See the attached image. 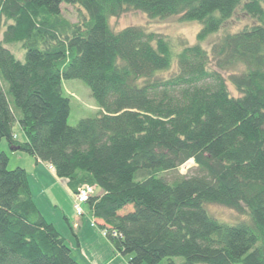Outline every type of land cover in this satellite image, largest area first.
Returning <instances> with one entry per match:
<instances>
[{"label":"trees","instance_id":"1","mask_svg":"<svg viewBox=\"0 0 264 264\" xmlns=\"http://www.w3.org/2000/svg\"><path fill=\"white\" fill-rule=\"evenodd\" d=\"M237 10L255 24L205 50ZM128 11L196 22L197 43L173 55L139 27L113 31ZM0 26V142L51 166L72 194L98 188L85 205L128 264H264V0H0ZM63 80L85 84L95 117L68 125ZM8 162L0 152V264H78ZM206 205L248 220L220 223Z\"/></svg>","mask_w":264,"mask_h":264},{"label":"rangeland","instance_id":"2","mask_svg":"<svg viewBox=\"0 0 264 264\" xmlns=\"http://www.w3.org/2000/svg\"><path fill=\"white\" fill-rule=\"evenodd\" d=\"M62 16L72 24H83L87 17L83 11L78 10V8L74 6H68V5L62 6ZM254 24L255 22L252 19H250V17H247L244 13H242L241 10H237L235 12V15L232 17V19L229 22H227L219 30V32L209 36L204 42L201 43V45L205 50L208 51L212 46V44H214L222 35L226 33H236L242 30L243 28L252 26ZM109 25L111 29L115 32H119L127 27H139L147 33L154 34L157 37L162 38L167 42H169V44H171V48H172L171 51L173 55H175L184 46L195 45L197 43V39H196L197 34L201 28L200 25L196 22L189 23V22L180 21L178 17H172L163 20L160 19L152 20L149 19L146 15L136 11H128L118 18L110 19ZM1 33H2V28L0 26V38H1ZM10 48L12 52L15 54V56L19 60L23 61L24 53L21 52L20 48L18 46H14ZM173 63H175V60ZM175 71H176V66L173 65L169 71L159 73L158 77L167 78L171 76ZM223 75L227 80L228 75L227 74H223ZM61 86H62L63 95L69 99V116L67 120L69 126L74 127L80 120L89 119L96 116L98 112V107L95 101L92 99L89 89L85 86L83 82H81L80 80H63ZM227 88L232 97H237V93L234 91V89L232 88L229 82H227ZM14 133L19 137L20 134H22V132L19 130V127L17 125L14 126ZM16 135H15V139H16ZM2 151L7 154L8 159L10 157L7 166L9 170L21 168L24 169L26 173L29 174L32 195L33 198L35 199L36 205H38V203L41 205L40 210L43 213V215L46 217V220L48 222L50 221L49 223H53L56 231L60 235L66 238L65 244L69 245V243H71L73 244V246H75L74 239H70L68 241L67 240L68 236L63 235L62 233L63 230L60 228L62 226L65 227L67 230V234L69 235V237L72 238L71 232H69L70 229L68 228L67 224L64 222L63 216H67L68 219H71L70 214L72 215L73 213L77 221H79L83 217L85 223L87 224L94 222V219L92 218L91 213L89 212L88 207L85 204L82 205L83 216L81 217L78 216V214H76L73 208L74 196L77 193V191L83 186L79 187L75 193L73 194L71 193L72 196V204H71L64 190L65 189L64 186H67L65 185L66 181L60 179L59 185H57L49 175L50 174L49 171L51 170L47 168L48 165H44V164L41 165V168H39L40 172L34 174V171L32 169V166L34 164L29 163V161H27V160H32L30 156L21 153L19 151L16 152V155H12V153L10 152V148L7 146V144L4 141L0 142V152ZM18 156H21L23 160L20 161L19 159H17ZM43 168H46L45 171H43L44 170ZM193 170H195V165L193 164V161H189L178 170V173L180 175H191L193 173ZM50 185H52L51 188ZM85 186H89V185H85ZM90 187L93 188L95 196L101 193V191L98 188H95V186L90 185ZM44 192L46 194H44ZM53 195L56 197V199L53 197ZM45 196L48 198L49 201L53 200L56 202L55 204L58 206L57 208L58 211L56 210V213L53 212V210H50L47 207L42 206V204H45V199H46ZM205 208H206L205 209L206 212L212 218H214L220 223H224L227 225H235L240 221L246 222L248 220V217L246 216L245 213L237 214L236 212L221 206L206 205ZM56 223H57V227H56ZM74 226L77 228L78 223L76 222ZM91 228L96 229L95 227H91ZM96 230L101 236V238L108 241L107 235L105 236L104 234H102L101 231H99L98 229ZM93 259L94 261H96L94 257ZM90 261H92V258Z\"/></svg>","mask_w":264,"mask_h":264},{"label":"crops","instance_id":"3","mask_svg":"<svg viewBox=\"0 0 264 264\" xmlns=\"http://www.w3.org/2000/svg\"><path fill=\"white\" fill-rule=\"evenodd\" d=\"M16 140L23 142L25 140L24 135L20 134V137L16 135ZM10 152L12 153V155H16L17 151L10 148ZM9 159H10V157H9ZM17 159H19L20 161L23 160V158L21 156H18ZM31 159L32 160H27V161H29V163L34 164L32 166V169L34 171V174H36L37 172H40L39 168H41V165H43V163H40L39 161L35 160L32 157H31ZM44 165H46V164H44ZM43 169H44L43 171H45L46 168H43ZM49 173H50L49 175L53 179V181L57 185H59L60 179L56 178V176L54 175L53 172L49 171ZM27 176H28L29 186L31 189V183L29 180V174L28 173H27ZM51 186L52 185H50V188H51ZM64 187H65V189H64L65 194L69 198V200L72 204L71 192L67 189V186H64ZM31 193H32V189H31ZM44 194H46V193L44 192ZM100 195H101V193L99 194V196ZM32 197H33V195H32ZM53 197L56 199V197L54 195H53ZM45 198H46L45 204L41 203L42 206L47 207L48 209L53 210V212L56 213V210L58 208V206L55 204L56 202L53 200L49 201L46 196H45ZM33 200L35 202L34 198H33ZM36 206L38 207L39 211L41 212V210H40L41 205L38 203V205H36ZM41 214L43 215L42 212H41ZM43 217L46 219V217L44 215H43ZM64 218H66L69 221L68 223H69L70 227L68 225L67 226L70 229L69 232H71L72 238L69 237V235L67 234L66 228L63 227L62 224H61V226L63 228L62 227L61 228L59 227V228L63 230L62 231L63 235L68 236V239H67L68 241L70 239H74L75 246H73V244H71V243H69L70 246L69 245H67V246L70 249L71 257L78 264H128V258L123 257V256L119 255L118 253H116L113 250V247L111 246L109 241L101 238V236L99 235V233L97 232L96 229L91 228L90 224L85 223L83 217L79 221H77L75 219V215L73 213L72 215L70 214L71 219H68L67 216H63V219ZM76 222L78 223L77 228L74 226V224ZM51 224L53 225V223H51ZM58 226H60V225H58ZM56 227H57V223H56ZM62 237L64 238V240L66 242V238L64 236H62ZM89 246H91V247H89ZM88 256L90 259L88 258ZM92 256L96 259V261H94ZM91 258H92V261H90Z\"/></svg>","mask_w":264,"mask_h":264},{"label":"built area","instance_id":"4","mask_svg":"<svg viewBox=\"0 0 264 264\" xmlns=\"http://www.w3.org/2000/svg\"><path fill=\"white\" fill-rule=\"evenodd\" d=\"M49 170H53V168L51 166L48 167ZM94 194V190L92 187L90 186H83L81 187L77 193L74 196V211L76 212V214H78V216H83V209H82V205L86 204L87 200L89 199L90 196H92ZM91 227H95V223L91 222ZM102 234H104L105 236L107 235V231H101ZM113 236H115L113 234Z\"/></svg>","mask_w":264,"mask_h":264},{"label":"bare ground","instance_id":"5","mask_svg":"<svg viewBox=\"0 0 264 264\" xmlns=\"http://www.w3.org/2000/svg\"><path fill=\"white\" fill-rule=\"evenodd\" d=\"M15 151H17V150H15Z\"/></svg>","mask_w":264,"mask_h":264},{"label":"water","instance_id":"6","mask_svg":"<svg viewBox=\"0 0 264 264\" xmlns=\"http://www.w3.org/2000/svg\"><path fill=\"white\" fill-rule=\"evenodd\" d=\"M16 150V149H15Z\"/></svg>","mask_w":264,"mask_h":264}]
</instances>
